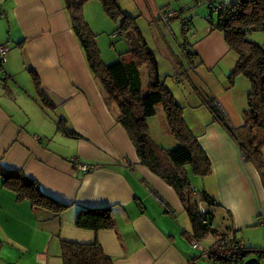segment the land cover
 Wrapping results in <instances>:
<instances>
[{"label":"crops","instance_id":"1","mask_svg":"<svg viewBox=\"0 0 264 264\" xmlns=\"http://www.w3.org/2000/svg\"><path fill=\"white\" fill-rule=\"evenodd\" d=\"M117 1L126 13L137 16L139 26L161 31L162 58L169 71L177 69L172 76L175 83L183 66L188 69L194 91L186 102L197 98V104L195 123L188 117L185 122L212 163L210 173H191V180L193 187L216 198L213 224L235 232L247 246L264 248V175L245 158L233 129L208 105L211 99L218 100L228 124L237 129L244 123L251 82L243 74L231 81L229 73L238 54L209 20V3ZM196 2L203 7L200 15L194 10ZM90 7L87 4L86 12ZM168 7L179 12L170 27L160 19ZM0 10L15 24L6 35L0 34V44L7 47L0 65V163L23 169L71 204L58 214L33 207L28 200H17L0 178V264H64L62 240H98L112 264H203L208 257L192 244L193 224L183 200L173 185L139 161L127 130L107 106L90 70L65 0H0ZM183 17H190V24ZM183 31L194 44L192 60H185L178 45ZM44 96L52 105L41 101ZM160 112L157 107L156 114ZM156 114L148 119L152 137L173 147L178 140L166 114L155 119ZM61 116L80 137L58 128ZM76 157L94 167L78 168ZM82 204L110 205L114 226L98 230L78 226ZM217 238L209 233L200 242L209 246Z\"/></svg>","mask_w":264,"mask_h":264},{"label":"trees","instance_id":"2","mask_svg":"<svg viewBox=\"0 0 264 264\" xmlns=\"http://www.w3.org/2000/svg\"><path fill=\"white\" fill-rule=\"evenodd\" d=\"M85 1L65 0V4L103 98L107 106L116 111L117 121L127 130L139 155V161L163 177L179 193L193 224V233L190 236L192 241H200L209 233L219 237H237L235 232L220 230L213 224L216 198L205 189L193 187L191 173H210L212 163L186 124L184 107L176 101L171 89L160 78L158 57L142 35L136 16L126 13L117 0H101L110 17L116 19L122 16L119 27L125 33L132 31L139 36L137 45L120 52L115 61L106 62L102 58L96 34L83 14ZM206 1L212 11L209 20L222 30L227 43L238 54L235 67L229 73L231 81L238 74H243L251 82L247 93V107L243 110L244 123L237 129L228 124L226 113L217 105V100L211 99L208 105L221 122L233 129L245 158L253 161L264 175V46L247 37L250 31L264 30V0H230L227 3L223 0ZM182 20L185 24H190L191 18L183 17ZM188 58L192 60L193 56ZM143 65H147L150 79L146 90L143 89ZM35 82L40 87L36 75ZM41 101L45 105H52L46 96ZM159 103L164 106L169 129L178 140L170 148L155 141L150 132L148 119L156 114ZM57 126L70 136H81L76 129L68 126L63 116L58 119ZM0 178L1 185L10 190L17 200H28L33 207L47 208L58 214L71 205L47 191L21 168H7L0 163ZM200 205H203L202 208ZM76 223L94 230L111 228L114 226L111 206L82 204ZM245 247L243 254L230 257L212 255L209 259L212 264H240L250 253L258 254L259 258L264 255L262 248ZM61 250L64 264H112V257L104 252L98 240H62Z\"/></svg>","mask_w":264,"mask_h":264},{"label":"rangeland","instance_id":"3","mask_svg":"<svg viewBox=\"0 0 264 264\" xmlns=\"http://www.w3.org/2000/svg\"><path fill=\"white\" fill-rule=\"evenodd\" d=\"M219 1H221V0H219ZM223 1L227 3L230 0H223ZM87 2L88 1L86 0V2L84 3L83 14H84L87 22H89L91 29L96 34V39H97L98 46L101 49L102 58L106 62L115 61L116 59L119 58L120 52H124L129 47H131V46L133 47L134 45L138 44V42H139L138 37L139 36H137L135 32L128 31L125 33L123 31V29L120 27L116 29V27H118V25H120V23L122 22V16H120L116 19H113L112 17H110L109 14L107 13V11L105 10L101 0H98V2L96 0H91V1H89V3H87ZM87 4H89V6H91V7L88 8V11L86 12ZM201 9H203V7L200 8L198 6V3L196 2V6H195L194 10H196L199 15L201 14V12H200ZM0 12H1V10H0ZM216 13H215V16H216ZM176 17H178V15L171 17V18H166L165 16H163L160 19L167 26L170 27L171 21ZM136 18H137V16H136ZM90 22L93 23L95 28H93V26L90 24ZM13 26H15V24L12 20L7 21L5 16L0 15V34L1 35H6L7 31L9 29L10 30L13 29ZM140 27H141L140 29H142V31H141L142 35L145 37L149 46L155 51V53L158 57L159 66H160V78L171 89V91L172 90L175 91L176 97H177L176 101L184 107L183 108L184 109L183 115H184L185 119L188 117L189 120L191 121V123L194 124L195 120H194V113L193 112L195 109V105L197 104V98L192 102H189V103L186 102L188 97L191 95L192 91H194L193 90L194 84H192V82L187 77L188 69L185 66H183L182 74L180 75V80H179V82L175 83L172 79V76L177 71V69L175 70L172 68L169 71V68H170L169 64L166 63V60H164L162 58L163 52H162L160 44L163 41V39H162L163 36L160 35L161 31H159L156 28L151 29L148 25L145 26L142 23H140ZM182 27L185 30V25H183ZM171 28H170V30H171ZM179 34H182V33H178V35ZM183 34L185 35V37L183 40H181L180 44L178 43V45H179L180 49L184 52V54H185L184 58L186 60L187 57L194 56L195 49L193 46L194 44L191 43L190 40H188L186 32L183 31ZM165 37L166 38L168 37V39L170 40L171 35L169 33H166ZM247 37L254 39L256 41H259L264 46V30L250 31L247 34ZM230 54H232V51H230ZM142 67H143L142 71H143V83H144L143 89L146 90L148 88L150 79H149L148 73H147V70H148L147 65H143ZM36 89H38V87H36ZM38 90H37V92H38ZM157 107L161 110V112H160V114L157 113L158 115L156 114L155 119H159V115L164 116V113H165L163 110L162 104L159 103ZM246 107H247V103L245 104V108ZM226 116H227V114H226ZM167 125H168V123H167ZM90 165L94 166V164H90ZM218 219L219 218L216 219V223L219 222ZM238 238H240V237H238ZM213 241L209 244V246L212 245ZM203 242L207 243V242H209V239H205V240H203ZM262 249H264V248H262ZM252 254L253 253H250L244 259L251 257ZM256 256H259V255L257 254ZM203 261H204L203 264H212V260H210L209 258L208 259L204 258ZM219 263L222 264L221 262H219ZM260 264H264V255L261 256V258H260Z\"/></svg>","mask_w":264,"mask_h":264},{"label":"built area","instance_id":"4","mask_svg":"<svg viewBox=\"0 0 264 264\" xmlns=\"http://www.w3.org/2000/svg\"><path fill=\"white\" fill-rule=\"evenodd\" d=\"M220 7H221V5H220ZM215 9H216V7H215ZM178 14H179V12L177 10L171 9V8L165 9V11L160 12L161 17L165 16L166 18H171V17H174ZM6 52H7V47L3 44H0V63L1 64L6 59V56H5ZM216 103L221 109H223L218 100ZM74 162H75V164H77V167L80 169L90 170L94 167V166L90 165L92 163L82 162L77 157L74 158ZM195 192L197 193L198 191H195ZM200 206L202 208L203 205H200ZM192 244L194 247L201 249L203 252L202 253L203 256H206L208 258L211 257L212 255L213 256L214 255H223V256H229L230 257V256H233L236 254H243L246 251L245 250L246 247L243 244V242L241 240H239L237 237H235L234 235H226V236L219 237V238L215 239L213 241L212 245H210V246L202 244L197 239H194L192 241Z\"/></svg>","mask_w":264,"mask_h":264},{"label":"water","instance_id":"5","mask_svg":"<svg viewBox=\"0 0 264 264\" xmlns=\"http://www.w3.org/2000/svg\"><path fill=\"white\" fill-rule=\"evenodd\" d=\"M240 264H260L259 256H251L244 259Z\"/></svg>","mask_w":264,"mask_h":264}]
</instances>
